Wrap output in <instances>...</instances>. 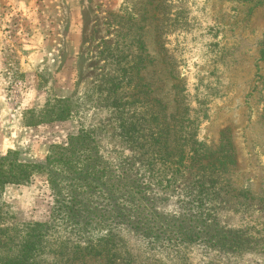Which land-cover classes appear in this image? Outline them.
Returning a JSON list of instances; mask_svg holds the SVG:
<instances>
[{
    "label": "rangeland",
    "instance_id": "rangeland-1",
    "mask_svg": "<svg viewBox=\"0 0 264 264\" xmlns=\"http://www.w3.org/2000/svg\"><path fill=\"white\" fill-rule=\"evenodd\" d=\"M80 133L89 184L0 190V263L264 264V0H0V156Z\"/></svg>",
    "mask_w": 264,
    "mask_h": 264
},
{
    "label": "trees",
    "instance_id": "trees-1",
    "mask_svg": "<svg viewBox=\"0 0 264 264\" xmlns=\"http://www.w3.org/2000/svg\"><path fill=\"white\" fill-rule=\"evenodd\" d=\"M62 117L63 114L56 115V118ZM38 122L42 121L38 120ZM157 150L162 155L167 152L166 148L163 145L157 147ZM86 152L89 153L88 144L82 133L68 136L66 144H51L48 147V152L45 155L43 161L22 159L18 151H16L15 149H7L5 154L0 156V190L3 189L4 185L7 183L27 184L32 176L36 173L46 174L51 187L54 186L56 178L59 174L66 177L71 176V178L73 179L82 178V180L85 179L83 181V184L88 183V179L84 176L76 177L77 174H87L91 172V162L87 160L82 161L80 159V155L84 154L85 156V154H87ZM210 164L201 162L197 164V167L200 170H205L209 169ZM77 165L80 166L77 168ZM211 167H213V165ZM218 168H216V170L219 172L220 170ZM126 180L127 179H125L124 181ZM181 234L184 233L182 232ZM24 248L26 249V252H30L33 249L28 245H25ZM109 250L110 247H108L107 242L105 247H103V251L107 253ZM95 253L96 252H94L93 254ZM24 262V260L19 261V258H17V260L14 261L13 264Z\"/></svg>",
    "mask_w": 264,
    "mask_h": 264
}]
</instances>
